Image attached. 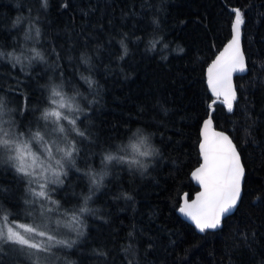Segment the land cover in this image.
Masks as SVG:
<instances>
[{
	"label": "trees",
	"instance_id": "trees-1",
	"mask_svg": "<svg viewBox=\"0 0 264 264\" xmlns=\"http://www.w3.org/2000/svg\"><path fill=\"white\" fill-rule=\"evenodd\" d=\"M232 8L243 13L248 71L235 78L237 99L229 112L209 91L206 68L231 37ZM32 25L41 31L35 44L24 40ZM22 46L39 49L47 64L25 60L13 67L14 61L0 59V96L9 109L27 107V124L33 110L43 108L41 85L58 65L65 90L82 93L77 102L85 112L77 123L93 141L81 145L76 166L82 172L102 171L110 145L134 157L137 129L147 138L141 150H154L141 158L148 164L143 172L108 165L88 205L93 212L84 215L85 236L60 250L63 264H264V0H49L46 10L39 0H0V49L20 55ZM81 76L95 81L91 89ZM12 117L21 119L18 111ZM207 117L230 135L241 156L243 192L218 230L197 232L177 210L182 195L197 191L190 173L201 161L200 127ZM5 171L0 165V185L9 189L0 203L19 215L9 221H31L24 218V185ZM87 191V178L70 170L53 199L70 207L78 203L73 192ZM6 264L25 261L13 251Z\"/></svg>",
	"mask_w": 264,
	"mask_h": 264
},
{
	"label": "snow or ice",
	"instance_id": "snow-or-ice-1",
	"mask_svg": "<svg viewBox=\"0 0 264 264\" xmlns=\"http://www.w3.org/2000/svg\"><path fill=\"white\" fill-rule=\"evenodd\" d=\"M48 3L49 0H39L40 6L45 10ZM63 6L67 7L66 4ZM230 11L234 13V19L231 21V40L225 52L217 56L209 66L208 83L217 97L224 95L223 102L227 105L228 111L232 112L233 103L237 99L235 90L230 83L223 92L218 88L229 80L233 71H246V64L239 48L240 28L244 23L243 13L239 8H232ZM20 19L14 21V26L20 23ZM40 35V29L32 25L25 33L24 40L26 43L31 41L35 44L38 43ZM159 42V39L150 41V50L155 49ZM121 44L123 46V41ZM229 49L231 52L226 55ZM124 52L127 53L126 46ZM5 57L14 61L13 67L15 64H23L25 60L29 64L34 62L47 64L45 55L36 47L22 46L20 55H16L15 50L5 53L0 49V59ZM57 58H60L59 54ZM81 62L90 66V58L83 54ZM57 70L58 65L52 68V75L48 76L44 85H41V98L38 104L42 103L44 106L33 110L32 118L27 124L22 119L28 114L27 107L9 109L4 97L0 96V165L5 166V175L10 172L14 182L24 185L22 197L24 218L33 220L32 226L9 223L10 217L19 219V215L13 216V213L0 203L2 222L0 264H6L9 252L13 251L16 252L18 259L25 261V264H51L54 248L57 246L72 248L78 243L79 238L85 236L87 226L84 223V215L93 212L88 205L103 186V180L109 174L108 165L111 163L127 165L130 171L143 172L148 164L141 158L154 154V150H141V146L147 144V138L140 129H137L131 137L136 141L131 145L136 153L134 157L128 155L126 147L110 145L101 159L102 171L88 169L82 172L76 166L82 151L81 145H85L86 142L93 143L90 134L81 130L77 123L85 112L77 102V97L82 96V93L75 87H69L71 92L69 94V91L65 90L63 73L57 75ZM81 79L90 89L95 84L90 77L81 76ZM70 85L69 81L67 86ZM16 111L21 117L19 121L12 117V113ZM35 112H39V115H35ZM6 116L8 119H5ZM211 122V118L204 120V141L200 145L203 163L192 173L203 191L198 193L197 198L191 203L185 200L179 209L195 222L201 232L220 227L222 219L236 207L244 173L236 146L227 135L213 133L214 139L209 140L207 129ZM70 170L82 173V176L87 178L88 191L87 194L73 192L71 199L78 200V203L64 207L59 200L53 199V196L64 189ZM8 192L9 189L0 185V195H7ZM123 195L125 199H131L127 193ZM64 228L74 232L76 238L58 239L60 231ZM37 237L40 238L39 243L35 242ZM98 255L105 254L98 252Z\"/></svg>",
	"mask_w": 264,
	"mask_h": 264
},
{
	"label": "water",
	"instance_id": "water-1",
	"mask_svg": "<svg viewBox=\"0 0 264 264\" xmlns=\"http://www.w3.org/2000/svg\"><path fill=\"white\" fill-rule=\"evenodd\" d=\"M230 40H231V37H230V39H229V40H228V41L222 46V48L220 49V51L215 55V57L212 59V61L208 64V66H207V68H206V76H207V82H206V83H207V87H208L209 91L212 93V95H214V96H216V94L212 91V88H211V86H210L209 83H208V80H209L208 69H209V66H210V65L213 63V61L216 59V57L219 56L222 52H225V49L227 48V46H228ZM239 48H240V51L243 53V56H244V59H245L246 71H233V72L231 73L230 77H229V80L225 81L224 84L221 85V86L218 88L219 91L223 92V91L227 90L228 84L230 83V84H231V87H232V88L235 90V92H236V96H237V90H236V86H235V78H236L237 76L245 75V74L247 73V71H248V65H247L246 57H245L244 50H243V42H242V31H241V28H240ZM230 52H231V49H229V52L226 53V55L230 54ZM216 97H217V96H216ZM219 98H221V99L224 101V95H223V94H221V95L219 96ZM209 118H211V117H207V118H205L204 120L209 119ZM204 120H203V122H202V124H201V127H200V136H201V140H200L199 145H198V149H199V153H200V160H201V161H200L199 165H197V166L191 171V173H190V179H191V181L193 182V184L197 187V191L194 192V194H193L190 198L187 196V194L182 195L181 202H180V207H182V206L184 205L185 200H187L188 203H191L193 200H195V199L197 198V194L203 191V189H202L201 185L199 184V182H198L196 179L193 178L192 173H193L197 168H199L200 165L203 163V158H202V155H201L200 145H201V143L204 141V132H205V129H204ZM211 121H212V122H211V124L209 125V127H208V129H207V133H208L209 140L214 139V137H213V135H212L213 133H224L225 135H227V136L231 139L230 135H229L227 132L215 128L212 119H211ZM231 140H232V139H231ZM232 143L234 144L233 140H232ZM234 145H235V144H234ZM236 149H237V148H236ZM237 151H238V150H237ZM238 153H239V152H238ZM239 155H240V154H239ZM240 162H241V165L243 166V163H242V160H241V156H240ZM243 169H244V166H243ZM243 175H244V173H243ZM242 186H243V176H242V179H241V194H240V198H239L238 204H239V202H240V200H241V197H242V192H243V190H242ZM238 204L236 205V207L232 210V212H231L230 214L226 215V216L222 219V221H223L226 217H229V216H231V215L234 214V212H235V210H236ZM180 207H179V209H180ZM179 209L177 210V213H178V215L180 216V218L183 219L184 221H186L187 223H189L191 226H193L194 229H195L197 232H201V231L196 227L195 222L192 221L190 217H187V216H185L183 213H181V212L179 211ZM218 229H219V227L216 228V229H205V230H218Z\"/></svg>",
	"mask_w": 264,
	"mask_h": 264
},
{
	"label": "rangeland",
	"instance_id": "rangeland-1",
	"mask_svg": "<svg viewBox=\"0 0 264 264\" xmlns=\"http://www.w3.org/2000/svg\"><path fill=\"white\" fill-rule=\"evenodd\" d=\"M131 153H135L133 151V149H131ZM53 219H55V217ZM36 222L38 223L39 221H36ZM9 223L25 225V226H32L33 220L26 221V222L9 221ZM0 226H2V222H0ZM21 231H22V229H21ZM57 238L58 239H74L75 238V233L71 232L67 228H64V229H62L60 231V234L58 235ZM35 242L39 243L40 242V238L37 237ZM63 249H65V247H62V246H57L56 248L53 249V257H52L51 264H63L65 262V260H64L65 258L64 259L62 258V257H64L63 252H60V250H63Z\"/></svg>",
	"mask_w": 264,
	"mask_h": 264
}]
</instances>
